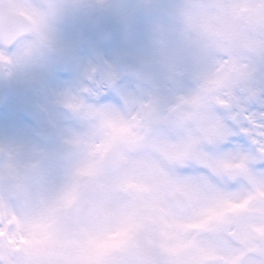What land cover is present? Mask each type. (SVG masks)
Instances as JSON below:
<instances>
[{"label":"rangeland","instance_id":"1","mask_svg":"<svg viewBox=\"0 0 264 264\" xmlns=\"http://www.w3.org/2000/svg\"><path fill=\"white\" fill-rule=\"evenodd\" d=\"M192 3L213 8L219 13L216 18L217 38L210 45L205 46L187 27L185 11ZM260 3L261 0L118 1L116 18L128 25L119 40V44L125 47L122 49L128 52L132 49L135 59L142 63L154 62L161 67L172 68H167L166 78L170 79L162 80L169 88L151 86L146 90V101L152 108L154 98L165 93L170 113L177 115V137L168 134L163 136L170 143L177 142V166L168 158L169 155L174 158L172 147L162 149L161 155L165 159L160 164L153 151L150 161L139 159L138 155L144 151L141 145L134 147L138 154L131 155L130 141L129 149L127 146L120 148L116 141V149L108 150L111 139L102 138V153L118 150L123 157L120 173L102 172L112 187L116 209L111 221L113 242L119 243L129 236L145 235L144 229H147L148 223L143 217L144 206L147 199L152 200L156 196V188L161 187L162 236L164 247L170 254L191 258L194 264H264V186L252 184L247 178L244 179L246 175L234 183L225 182L222 178L225 169L233 166L246 169L247 164L254 161L258 154L249 144L247 148L243 147L241 153L231 151L226 154L220 164L211 168V153L195 134L204 132L207 121L224 112L221 104L228 97L241 98L240 113L245 117L246 133H251L255 125H264V114L248 111L252 104L264 106V37L257 32L253 16V8ZM166 5L168 10L164 11L165 15L159 8ZM17 53L15 48L11 50V65L7 64L6 69L10 100H13L9 108L15 106L8 116L13 121L11 132L20 135L22 125L14 114L16 107L20 108L16 105L21 102L24 89L28 87L23 81L29 75L17 70L18 65L27 64L25 61L15 63ZM223 83L228 89V96L218 93L212 97V87L220 88ZM175 106L177 113L174 111ZM134 123L136 128L140 126L137 121ZM25 128L24 124L22 138L30 134L31 126ZM151 138L148 141L156 146L157 140L151 141ZM195 140L197 147L193 151L191 144ZM69 142L86 145L87 138L67 135L59 136L57 140L59 145ZM37 146L40 148V145ZM57 149L53 145L44 150L42 159L46 162L39 171L44 178L47 174V182L53 189L61 187L65 179L74 174L78 161L61 162L56 159ZM213 155L219 156L216 151ZM85 169L83 163L77 175ZM129 182L133 183V194L139 195L133 215L123 201L129 196L130 190L124 189L118 194L120 187ZM213 193L225 198L206 209L203 207L205 203L195 202L191 214L184 218L172 214L168 201L170 196L182 194L190 199L192 196L205 195L206 198V194ZM14 219L10 217L8 223Z\"/></svg>","mask_w":264,"mask_h":264},{"label":"clouds","instance_id":"2","mask_svg":"<svg viewBox=\"0 0 264 264\" xmlns=\"http://www.w3.org/2000/svg\"><path fill=\"white\" fill-rule=\"evenodd\" d=\"M218 15L213 8L192 3L185 11V22L207 46L217 38ZM253 16L257 32L264 37V0L253 8ZM82 115L91 134L76 171L58 189L36 169H18L11 162L0 167V219L15 218L0 237V264H194L191 258L174 256L150 242L146 235L113 242L111 221L116 209L111 185L104 176L77 175L89 158L91 143L109 129L89 108L82 109Z\"/></svg>","mask_w":264,"mask_h":264},{"label":"snow or ice","instance_id":"3","mask_svg":"<svg viewBox=\"0 0 264 264\" xmlns=\"http://www.w3.org/2000/svg\"><path fill=\"white\" fill-rule=\"evenodd\" d=\"M22 3L20 0H7L6 3H0V42L4 43L5 45L8 44H15L18 43L21 39V32L23 29L28 28L24 25H21L17 22L15 13L13 9ZM34 19L31 20V24L34 26L38 25L39 20L38 17L29 9L28 13ZM2 58V55H0ZM82 106V105H81ZM68 107L73 108L74 105L69 104ZM93 114H99L102 118V121L106 127L110 129V139L114 138L118 135L129 133L130 125L124 122H115L112 117L110 116V112L113 111H106L110 110L106 107H101L99 109L88 107ZM248 111L251 112H260L264 114V106H258L256 104H252ZM264 118V117H262ZM264 128V125H261ZM233 144L239 145L241 147L247 148L249 144L255 147V151L257 152L258 156L255 159V170L259 173H264V138L257 139L255 137L249 139L244 135H236L232 137L229 143L224 145V149L228 150L233 147ZM103 150L102 147L98 146L96 151L101 152ZM83 174V173H78ZM71 195V194H69ZM10 226L8 220L0 219V232L7 233V228ZM11 238V236H9Z\"/></svg>","mask_w":264,"mask_h":264}]
</instances>
